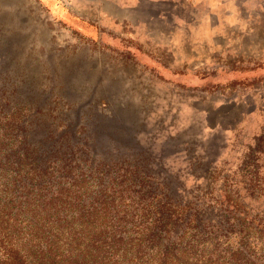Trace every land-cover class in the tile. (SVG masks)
Instances as JSON below:
<instances>
[{
  "label": "rangeland",
  "instance_id": "374dc122",
  "mask_svg": "<svg viewBox=\"0 0 264 264\" xmlns=\"http://www.w3.org/2000/svg\"><path fill=\"white\" fill-rule=\"evenodd\" d=\"M110 169L155 248L110 264H264V0H0V264H60L26 207Z\"/></svg>",
  "mask_w": 264,
  "mask_h": 264
},
{
  "label": "trees",
  "instance_id": "16d2710c",
  "mask_svg": "<svg viewBox=\"0 0 264 264\" xmlns=\"http://www.w3.org/2000/svg\"><path fill=\"white\" fill-rule=\"evenodd\" d=\"M94 139H89L92 143ZM103 171L114 175L113 180L105 188L92 190L90 188H78L77 190L60 188L56 195L51 194L49 202H44L40 196L33 198L26 211L33 215V219L39 222L37 229L42 231L46 229L44 221H48L54 227L55 236L57 240L54 243V248L57 250V263L60 264H110L120 263L114 259L113 250H122L124 253L133 251L131 259L142 261L143 252L148 251V255L153 254L154 244L149 243L151 249H145L148 246L146 242L147 232L142 231L140 224L136 226L122 223L124 234L121 236L122 240L117 245L114 240L109 239V218L120 207L131 208L124 206L121 203H115L114 199L123 198L124 194L129 195L125 186H116L118 181H135L138 176L137 171L119 172L117 169ZM94 191L95 198H90V192ZM126 205H132L127 202ZM137 208L135 202L132 205ZM115 211V212H114ZM100 217L104 224L95 221ZM133 227L137 229L132 230ZM149 231V230H148ZM65 235L64 244H60V236ZM120 238V239H121ZM166 244L161 242L151 259V264L156 257L157 264H168L173 261L170 249L172 241ZM65 248V252L60 248ZM56 258V253H54ZM147 262V261H143Z\"/></svg>",
  "mask_w": 264,
  "mask_h": 264
}]
</instances>
